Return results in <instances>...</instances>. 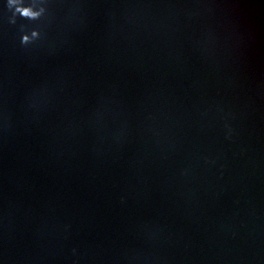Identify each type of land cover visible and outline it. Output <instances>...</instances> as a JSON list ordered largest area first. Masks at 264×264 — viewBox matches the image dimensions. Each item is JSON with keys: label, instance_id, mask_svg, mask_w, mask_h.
<instances>
[{"label": "water", "instance_id": "95a60500", "mask_svg": "<svg viewBox=\"0 0 264 264\" xmlns=\"http://www.w3.org/2000/svg\"><path fill=\"white\" fill-rule=\"evenodd\" d=\"M45 3L0 0V264H264V0Z\"/></svg>", "mask_w": 264, "mask_h": 264}, {"label": "clouds", "instance_id": "9594fccd", "mask_svg": "<svg viewBox=\"0 0 264 264\" xmlns=\"http://www.w3.org/2000/svg\"><path fill=\"white\" fill-rule=\"evenodd\" d=\"M7 7L12 11L10 22L15 24L17 15L28 20H39L48 12L45 0H31L26 3L25 0H7ZM41 37V30L33 28L31 32H24L21 38L23 45H29Z\"/></svg>", "mask_w": 264, "mask_h": 264}]
</instances>
